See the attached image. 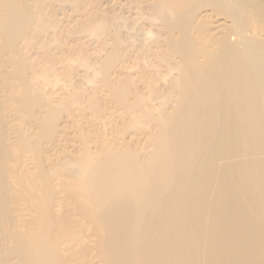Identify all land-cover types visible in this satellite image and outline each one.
Segmentation results:
<instances>
[{"label": "bare ground", "instance_id": "6f19581e", "mask_svg": "<svg viewBox=\"0 0 264 264\" xmlns=\"http://www.w3.org/2000/svg\"><path fill=\"white\" fill-rule=\"evenodd\" d=\"M62 1L0 0V264H264V0Z\"/></svg>", "mask_w": 264, "mask_h": 264}, {"label": "rangeland", "instance_id": "374dc122", "mask_svg": "<svg viewBox=\"0 0 264 264\" xmlns=\"http://www.w3.org/2000/svg\"><path fill=\"white\" fill-rule=\"evenodd\" d=\"M63 1H64V0H63ZM63 1H62V3H63ZM66 1H68V0H66ZM66 1H64L63 5H62V6H64L63 8H62V6H61L62 3L60 4V6L57 5V4H59L60 2L57 3L56 6L54 5V9H55L56 7H60V8L62 9V11L59 10L60 8H56V9H58L57 11L54 10V11H55V12H54V15H56V18H59V19H60V20L57 19L58 22L61 21V23H62V24H59V26H60L61 28L63 27L62 30L67 29V26H69V25L72 24V23H71V22H72L71 20H73V18H74V16H75L76 14H79V15L81 14L82 16H84V14H85V13H84V14L81 13L82 10H83L82 8H84L83 2H84L85 0L81 3L80 6H77V5H76L77 3H75L74 0H73V1L71 0L72 2L75 3L74 6H75V7L77 6L76 9H79V8H80V9L78 10V12H77V10L75 9V7L72 8V9H73V12H74V9L76 10L74 13H72V11H71V7H73L72 3H71V6L69 5V4H70L69 2H71V1H68V2H66ZM93 1H94V0H93ZM98 1H99V2H98ZM110 1H111V2L108 1V5H109L110 3L116 1V2L114 3L115 6H111V7L114 8L115 10H114V9H113V10L116 11L117 13L119 12V9H118L119 6H120L119 3H120V4H121V2H124V3H125V0H124V1H123V0H122V1L119 0L120 2H119L118 0H113V1L110 0ZM65 2H66L67 4H66ZM86 2H87V0L84 2L85 4H87V5H85V8H87L86 6H88V2H87V3H86ZM95 2H96V3L98 2V5H99L100 7H102V6H103L102 4H104V2H102V0H97V1H95ZM117 3H118V4H117ZM124 3H122V4H124ZM112 4H113V3H112ZM112 4H110V5H112ZM114 4H113V5H114ZM122 4H121V5H122ZM68 5H69V6H68ZM78 5H79V4H78ZM101 5H102V6H101ZM104 5H105V4H104ZM116 5H118V7H117ZM67 6H68L70 9H69ZM81 6H83V7H81ZM111 7L109 6V8H111ZM85 8H84V9H85ZM112 8H111V9H112ZM116 9H118V11H117ZM80 10H81V12H80ZM59 11H60V12H59ZM68 11H69V12H68ZM114 11H112V13H114ZM57 12H58V13H57ZM83 12H85V10H84ZM116 12H115V13H116ZM55 13H56V14H55ZM62 13H63V14H62ZM69 13H70V14L72 13V14L70 15ZM120 13H121V11H120ZM57 14H58V15H57ZM68 14H69V16H67V17H68V20H69V21L67 20V18H65L66 15H68ZM73 14H74V15H73ZM72 15H73V17H71ZM79 15H77V16L79 17ZM125 15H126V16L128 15V16H127L128 18H129L130 15L133 17V15L130 14V13L125 14ZM57 16H59V17H57ZM64 16H65V17H64ZM77 16L75 17L76 19L78 18ZM63 18H65V19H63ZM130 18H131V17H130ZM62 20H63V22H64L65 20H67V24H69V25H65L66 23H65V22L63 23ZM68 22H69V23H68ZM63 24H64L65 27L62 26ZM62 32H63V31H62ZM64 32H65L66 35H67L66 30H65ZM64 32H63V36H64ZM66 37H67V36H66ZM64 38H65V36H64ZM83 39H84V38H83ZM83 39H82V41H83ZM69 40H70V42H72V39H71V38H70V39H69V38H68V39L65 38V43H69ZM67 41H68V42H67ZM91 41H93V40H91ZM91 41H89V39H86V38H85V42H84V44H85V45L87 44V46H86L87 49H86V48H85V49L88 50V53H89V51H91L90 47L92 48V47L95 46V44H96V42L93 41V44H94V45H93ZM86 42H87V43H86ZM88 42H89V43H88ZM90 42H91V43H90ZM94 42H95V43H94ZM88 44H89V45L92 44V46H91V45L89 46ZM89 49H90V50H89ZM59 83H60V82H59ZM62 84H63V81H61V84H60V85L62 86ZM87 88L90 89L89 87H87ZM86 121H87V120H85V122H86ZM70 133H71L72 136H73V132H70ZM70 133H69V137H68V138L66 137V141L63 142V144H64L65 142L67 143V144L65 143L64 145H69V144H70V145H76V144H74V143L76 142V140L73 141V139H71V138H74V136H73V137L71 136V138H70ZM143 136H144V135L142 134V136H141V138H140L141 140H142V138H144ZM69 139H71L74 143L72 144V141H71V143H70V142L68 143L67 141H70ZM74 139H75V138H74ZM63 144H62V145H63Z\"/></svg>", "mask_w": 264, "mask_h": 264}]
</instances>
